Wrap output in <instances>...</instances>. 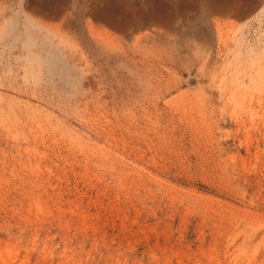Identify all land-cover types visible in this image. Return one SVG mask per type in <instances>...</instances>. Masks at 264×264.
I'll return each mask as SVG.
<instances>
[{
	"label": "rangeland",
	"instance_id": "374dc122",
	"mask_svg": "<svg viewBox=\"0 0 264 264\" xmlns=\"http://www.w3.org/2000/svg\"><path fill=\"white\" fill-rule=\"evenodd\" d=\"M263 217L264 0H0V264H264Z\"/></svg>",
	"mask_w": 264,
	"mask_h": 264
},
{
	"label": "bare ground",
	"instance_id": "6f19581e",
	"mask_svg": "<svg viewBox=\"0 0 264 264\" xmlns=\"http://www.w3.org/2000/svg\"><path fill=\"white\" fill-rule=\"evenodd\" d=\"M211 1V0H210ZM180 5V4H179ZM209 5V4H208ZM222 6H224V5H220V4H218L216 1H212L211 2V4H210V7H209V9L211 10V11H213V12H215V11H218V10H221V7ZM182 7V6H181ZM183 7H185V6H183ZM180 8V7H179ZM173 15V14H172ZM107 19H108V22H109V24L110 25H112V26H114L115 28H120V29H124L125 27H126V23H125V21L123 22H121V20H119V19H117V17L114 15V14H111V15H109L108 17H107ZM134 20V19H133ZM131 21V20H130ZM133 22V21H132ZM158 23V19L157 18H152V20L151 21H147L146 22V24H148V25H156ZM139 24H142L141 22H139ZM132 25V24H131ZM191 25V24H190ZM194 26V25H193ZM19 28V27H18ZM134 29V28H133ZM192 34V33H191ZM11 36V35H10ZM196 37H198V38H200V39H202L203 41H207V42H209V37H208V34L207 33H205V32H203V31H200V32H198V33H196ZM20 38V37H19ZM151 42V41H150ZM153 42V41H152ZM174 42V41H173ZM182 43L183 42H181V45H182ZM176 46V45H175ZM210 46H211V44H210ZM175 49V48H174ZM210 49V48H209ZM51 51V50H50ZM114 53V52H113ZM65 55V54H64ZM109 60V59H108ZM115 60V59H114ZM118 63V62H117ZM196 65V64H195ZM258 67V66H257ZM147 68V67H146ZM170 71V70H169ZM196 71H197V69H196ZM190 75V74H189ZM192 76V75H191ZM190 77V76H189ZM146 78V77H145ZM147 78H149L148 76H147ZM193 79H197V78H195V76L193 77ZM245 79V78H244ZM243 79V80H244ZM141 80V79H140ZM162 80V79H161ZM141 81H143V80H141ZM189 81V80H188ZM247 81V80H246ZM258 81V80H257ZM262 81V80H261ZM177 82V81H176ZM186 82V81H185ZM184 82V83H185ZM190 82V81H189ZM192 82V81H191ZM197 82V81H196ZM195 82V83H196ZM201 82V81H200ZM200 82H198V83H200ZM263 82V81H262ZM144 83V82H143ZM174 83V82H173ZM183 83V84H184ZM258 83V82H257ZM146 84V83H145ZM155 84V83H154ZM152 85V84H151ZM181 85V84H180ZM146 87V86H145ZM184 87V86H183ZM149 88V87H148ZM227 88V87H226ZM152 90V89H151ZM229 90V89H228ZM232 90V89H231ZM181 91V90H180ZM158 92V91H157ZM227 92V91H226ZM147 93V92H146ZM248 93V92H247ZM141 94H142V92H141ZM253 94V93H252ZM211 95V94H210ZM232 96V95H231ZM234 96V95H233ZM153 97V96H152ZM146 98V97H145ZM248 98V97H247ZM232 99V98H231ZM147 100V99H146ZM151 100V99H150ZM251 100V99H250ZM222 101V100H221ZM227 101V100H226ZM209 102V101H208ZM227 103V102H226ZM231 103H232V101H231ZM152 104V103H151ZM211 103H209V105H210ZM193 105V104H192ZM212 106V105H211ZM167 107V106H166ZM257 107V106H256ZM150 108V107H149ZM155 108V107H154ZM169 108V107H168ZM247 108V107H246ZM151 109V108H150ZM161 109V108H160ZM211 109V108H210ZM174 110V109H173ZM193 110H194V108H193ZM226 111V110H225ZM157 112V111H156ZM170 112V111H169ZM243 112V111H242ZM157 114V113H156ZM167 114V113H166ZM168 114H170V113H168ZM214 114V113H213ZM241 114V113H240ZM174 115H175V113H174ZM210 115V114H209ZM215 115V114H214ZM226 115V114H225ZM248 116V115H247ZM169 117V116H168ZM197 117V116H196ZM209 117V116H208ZM211 117V116H210ZM158 118V117H157ZM199 118V117H198ZM176 119H178L177 117H176ZM248 119V118H247ZM165 120V119H164ZM169 120H171V119H169ZM195 120V119H194ZM168 121V120H167ZM220 121V120H219ZM153 122V121H152ZM159 122V121H158ZM163 122V121H162ZM173 122V121H172ZM178 122H179V119H178ZM177 122V123H178ZM197 122V121H196ZM203 123H204V121H202ZM238 122V121H237ZM160 123V122H159ZM202 123V124H203ZM215 123H216V121H215ZM213 124V123H212ZM211 124V125H212ZM142 125V124H141ZM164 125V124H163ZM187 125V124H186ZM218 125V124H217ZM177 126V125H176ZM189 126V125H188ZM194 126V125H193ZM205 126V125H204ZM213 126V125H212ZM251 126V125H250ZM142 127V126H141ZM147 127V126H146ZM155 127V126H154ZM161 127V126H160ZM241 127V126H240ZM145 128V127H144ZM157 128V127H156ZM155 128V129H156ZM168 128V127H167ZM184 128V127H183ZM192 128V127H191ZM146 129V128H145ZM148 129H150V128H148ZM242 129V128H241ZM249 129V128H248ZM172 130H173V128H172ZM194 130V129H193ZM196 130V129H195ZM240 130V129H239ZM149 131V130H148ZM158 131V130H157ZM176 131V130H175ZM180 131V130H179ZM169 132V131H168ZM186 132V131H185ZM191 132H193V131H191ZM196 132V131H195ZM198 132V131H197ZM196 132V133H197ZM216 132V131H215ZM235 132V131H234ZM163 133V132H162ZM177 133H178V131H177ZM207 133V132H206ZM239 133V132H238ZM165 134H167V132L165 133ZM169 134V133H168ZM183 134H184V132H183ZM187 134V133H186ZM209 134V133H208ZM214 134V133H213ZM200 135V134H199ZM169 136V135H168ZM167 136V137H168ZM184 136V135H183ZM187 136H188V134H187ZM166 137V138H167ZM195 137V136H194ZM212 137V136H211ZM224 137V136H223ZM222 137V138H223ZM173 138V137H172ZM184 138V137H183ZM188 138H190V137H188ZM163 139V138H162ZM165 139V138H164ZM178 139V138H177ZM191 139V138H190ZM214 138L212 137V140H213ZM168 140V139H167ZM173 140V139H172ZM171 140V141H172ZM200 140V139H199ZM165 141V140H164ZM179 141V140H178ZM195 141V140H194ZM214 141V140H213ZM212 141V142H213ZM161 142V141H160ZM170 142V141H169ZM196 142V141H195ZM198 142V141H197ZM196 142V143H197ZM200 142V141H199ZM199 142H198V144H199ZM203 142H204V140H203ZM202 142V143H203ZM209 142V141H208ZM211 142V141H210ZM211 142V143H212ZM151 143V142H150ZM187 143V142H186ZM191 143V142H190ZM206 143V142H205ZM170 144H171V142H170ZM209 144V143H208ZM194 145V144H193ZM214 145V144H213ZM167 146V145H166ZM172 146V145H171ZM177 146V145H176ZM190 147V146H189ZM211 147H213V146H211ZM172 148V147H171ZM198 148V147H197ZM200 148H202V147H200ZM199 148V149H200ZM215 148V147H214ZM192 149V148H191ZM204 149H206V148H204ZM209 149V148H208ZM172 150V149H171ZM170 150V151H171ZM213 150H215V149H213ZM196 151V150H195ZM173 152V151H172ZM189 152V151H188ZM193 152V151H192ZM171 153V152H170ZM201 153V152H200ZM205 153H207V151L205 152ZM179 154V153H178ZM177 154V155H178ZM194 154V153H193ZM224 154V153H223ZM208 155V154H207ZM154 156V155H153ZM168 156V155H167ZM170 156V155H169ZM168 156V157H169ZM188 156V155H187ZM201 156V155H200ZM215 156V155H214ZM189 157V156H188ZM187 157V158H188ZM203 157V156H202ZM207 157V156H206ZM171 158V157H170ZM208 158V157H207ZM209 158H210V156H209ZM181 159V158H180ZM184 160V159H183ZM199 160V159H198ZM219 160V159H218ZM169 161V160H168ZM182 161V160H181ZM212 161V160H211ZM170 162V161H169ZM185 162V161H184ZM197 162V161H196ZM205 162V161H204ZM204 162H202L203 164H204ZM216 162V161H215ZM192 163H193V161H192ZM209 163H211L210 161H209ZM169 164V163H168ZM216 164V163H215ZM163 166V165H162ZM170 166H171V164H170ZM179 166V165H178ZM181 166V165H180ZM188 167V166H187ZM218 167V166H217ZM200 168V167H199ZM224 168V167H223ZM182 169V168H181ZM213 170V169H212ZM220 170V169H219ZM221 171V170H220ZM202 172V171H201ZM222 172V171H221ZM224 172V171H223ZM220 173V172H219ZM198 174V173H197ZM221 174V173H220ZM221 176V175H220ZM217 177V176H216ZM240 211V210H239ZM237 213V212H236ZM239 213V212H238ZM242 213V212H241ZM240 215V214H239ZM248 215H250V213L248 214ZM238 217V216H237ZM258 217V216H257ZM249 220L247 221L248 223H249V226H254V224H255V226L256 225H264V221L263 220H261V219H258V218H254V219H250V218H248ZM263 219H264V217H263ZM238 220V219H237ZM226 221V220H225ZM224 221V222H225ZM227 222V221H226ZM239 223V222H238ZM240 224V223H239ZM243 225H244V223H243ZM226 226V225H225ZM231 227V226H230ZM260 227V226H259ZM260 229V228H259ZM261 229H262V227H261ZM224 230V229H223ZM263 230V229H262ZM261 231V230H260ZM246 232H247V230H246ZM231 233V232H230ZM243 234V233H242ZM249 234H251V236H252V234H253V232H251L250 230H249ZM248 234V235H249ZM227 235V234H226ZM239 235V234H238ZM228 236V235H227ZM259 237V236H258ZM228 238V237H227ZM226 238V239H227ZM230 238V237H229ZM252 240V239H251ZM264 240V239H263ZM258 241V240H257ZM230 242V241H229ZM236 242V241H235ZM255 242V241H254ZM258 242H260V241H258ZM227 243H228V241H227ZM230 244V243H229ZM251 244V243H250ZM260 244V243H259ZM227 245V244H226ZM225 248V247H224ZM226 249V248H225ZM229 250V249H228ZM232 252H233V250H232ZM240 252H242V251H240ZM232 255V254H231ZM230 255V256H231ZM227 256V255H226ZM252 257V256H251ZM235 258H236V256H235ZM252 260H253V258H252ZM234 261V260H233ZM227 262H228V260H227ZM256 263V262H255ZM262 263V262H261Z\"/></svg>",
	"mask_w": 264,
	"mask_h": 264
}]
</instances>
